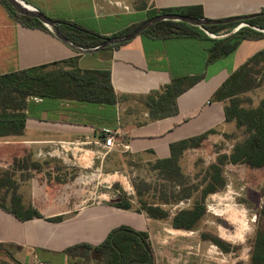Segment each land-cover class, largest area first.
I'll return each instance as SVG.
<instances>
[{"label":"crops","instance_id":"1","mask_svg":"<svg viewBox=\"0 0 264 264\" xmlns=\"http://www.w3.org/2000/svg\"><path fill=\"white\" fill-rule=\"evenodd\" d=\"M23 1L53 20L73 22L107 38L142 24L152 9L201 6L210 20L264 13V0H145V9L136 0ZM48 29L22 25L0 1V75L77 57L81 70L110 72L119 100L100 104L28 97L23 135L0 139V177L7 178L5 206L12 207L15 195L40 217L20 220L0 207V244L18 264H74L66 254L69 248L98 246L114 229L128 226L148 234L156 264H251V250L244 258L225 253L202 238V229L174 228L176 207L168 220H159L114 203L125 197L137 206L132 178L139 164L169 159L174 143L236 128L226 122L224 103L212 97L233 72L264 50V37L241 40L229 55L210 63V48L234 28L224 30L229 34L220 39L204 29L203 38L140 34L119 47L90 53L78 52ZM185 76L203 79L178 97L176 115L151 120L141 98ZM108 136L114 138L111 149L104 146ZM195 149L186 150L181 159ZM211 223L206 216L204 228L209 230ZM7 251H0V264L8 263Z\"/></svg>","mask_w":264,"mask_h":264},{"label":"trees","instance_id":"2","mask_svg":"<svg viewBox=\"0 0 264 264\" xmlns=\"http://www.w3.org/2000/svg\"><path fill=\"white\" fill-rule=\"evenodd\" d=\"M0 1L22 25L49 30L38 19L18 14L7 0ZM146 6V2L138 5L142 9H145ZM164 13L204 18L201 6L166 10L152 9L149 18ZM58 22L59 32L68 41L82 48H96L101 46L107 38L73 22ZM244 22L248 26L217 41L210 48L208 62L211 63L229 55L241 40L264 37V16L247 19ZM239 24L240 22L210 25L204 29L218 33L226 29L230 31ZM140 25L134 24L117 36L130 34ZM143 34L154 39L204 37L202 28L179 21L159 22L145 30ZM121 45L117 44L104 49L116 48ZM77 60L76 57L67 61L0 75V139L23 135L27 99L32 95L100 104H116L118 102L119 97L111 84L110 72L81 70L77 65ZM202 79L203 76L175 78L163 89L142 97L141 99L148 108L150 119L158 120L176 115L178 113V97ZM263 79L264 50L256 53L233 72L213 95V101L224 103L226 122L234 123L236 129L241 131L243 139L234 144L230 153L221 154L215 162L209 165L203 178V182H207L206 188L199 191L200 185L195 184L196 179L183 171L180 159L186 150L200 147L209 134L215 133L213 130L172 144L169 159L148 163L147 171L148 174H153L152 182H149V178L143 177L141 173L137 177L134 176L132 183L136 193L137 206H134L125 197H121L114 205L122 209H134L137 212L145 213L150 218L159 220H168L171 217V211L176 207L175 214L171 217V224L174 228L189 231L202 229L204 240L216 244L225 253L235 250L215 233L204 228V220L208 216L207 198L210 194L225 187L224 166L246 164L251 168H264V99L259 101L256 106L246 107L244 105L246 100L241 98V95L260 87ZM6 179L0 177V207L20 220L40 217L36 210L24 208L21 200L15 195L12 197V207L5 206L6 194L2 193V187L6 185ZM197 192L200 197L194 200V194ZM145 195H148L152 201L144 199ZM184 201L192 203L189 207H181L180 204ZM261 214L264 217V208ZM251 247V264H264L263 231L257 232ZM6 249L9 259L18 264L13 252L0 244V251ZM66 254L74 264H156L148 234L128 226L114 229L98 246L80 244L69 248Z\"/></svg>","mask_w":264,"mask_h":264},{"label":"rangeland","instance_id":"3","mask_svg":"<svg viewBox=\"0 0 264 264\" xmlns=\"http://www.w3.org/2000/svg\"><path fill=\"white\" fill-rule=\"evenodd\" d=\"M136 2L137 5H142L146 1L136 0ZM261 84L263 85L260 91L253 90L241 95V98L246 100L244 104L246 107L256 106L264 99V80ZM208 137L198 149L189 151L180 160L183 171L196 179L195 184L200 185L199 191L207 186L203 178L209 165L221 154L230 153L234 144L243 139L241 131L236 128L224 133L217 131ZM145 164H139L140 167L135 169L134 176L137 177L141 173L152 182L153 174H148ZM223 175L226 180L225 187L207 198L208 216L212 221L208 225L209 230L228 239L229 245L235 249L232 254L237 253L244 258L252 249L251 243L257 232H264V217L261 214L264 208V168H251L246 164H228L224 166ZM194 195V200L200 197L199 192ZM144 199L152 201L148 195H145ZM245 224L251 229L250 231H245ZM241 236L244 238L243 243L239 242ZM9 261L8 263L3 261L1 264H12L10 259Z\"/></svg>","mask_w":264,"mask_h":264},{"label":"water","instance_id":"4","mask_svg":"<svg viewBox=\"0 0 264 264\" xmlns=\"http://www.w3.org/2000/svg\"><path fill=\"white\" fill-rule=\"evenodd\" d=\"M7 1L18 14L38 19L45 26L50 28L60 39H62L66 43H69L72 47H74L80 53H90L93 51H100L110 46H115L117 44L129 42L135 39L138 35L143 34L145 30H147L154 24H157L162 21H179V22H184L189 25L204 29L206 26H210V25H226V24H234L237 22H240L239 25H241L242 23H245L244 21L247 19L255 18L258 16H264V13H261V14H256L252 16H246V17H234V18H228V19H223V20H210L206 18H197V17H192L189 15H183V14H178V13H164V14H159V15H156L154 17L147 19L130 34L123 35V36L108 37L105 39L104 43L101 46H98L92 49V48H82L68 41L59 32L57 28L59 22L47 17L44 13L37 11V10H28L20 3V0H7Z\"/></svg>","mask_w":264,"mask_h":264},{"label":"built area","instance_id":"5","mask_svg":"<svg viewBox=\"0 0 264 264\" xmlns=\"http://www.w3.org/2000/svg\"><path fill=\"white\" fill-rule=\"evenodd\" d=\"M21 3H24L26 4L23 0H20ZM28 5V4H26ZM29 6V5H28ZM31 7V6H30ZM33 10H35L33 7H31ZM248 26V24L246 23H242L241 25L237 26L236 28H234L233 30V33L237 32L240 28L242 27H246ZM207 35L213 39H220V38H223V37H226L229 32L227 31H221V32H218V33H214V32H210V31H207L206 32ZM93 49V48H92ZM104 146L108 149H111L113 146H114V138L113 136H108L105 141H104ZM39 264H45V263H39Z\"/></svg>","mask_w":264,"mask_h":264},{"label":"clouds","instance_id":"6","mask_svg":"<svg viewBox=\"0 0 264 264\" xmlns=\"http://www.w3.org/2000/svg\"><path fill=\"white\" fill-rule=\"evenodd\" d=\"M255 218H253V220H254ZM251 229H249L248 228V226H247V224H245V231H250ZM239 242H241V243H243L244 242V238H243V236H241V238H240V241Z\"/></svg>","mask_w":264,"mask_h":264},{"label":"bare ground","instance_id":"7","mask_svg":"<svg viewBox=\"0 0 264 264\" xmlns=\"http://www.w3.org/2000/svg\"><path fill=\"white\" fill-rule=\"evenodd\" d=\"M21 3V2H20ZM25 8H27L28 10H33L30 6L24 4V3H21Z\"/></svg>","mask_w":264,"mask_h":264}]
</instances>
